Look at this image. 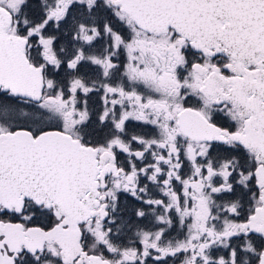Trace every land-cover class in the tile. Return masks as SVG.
<instances>
[{
    "label": "snow or ice",
    "instance_id": "1",
    "mask_svg": "<svg viewBox=\"0 0 264 264\" xmlns=\"http://www.w3.org/2000/svg\"><path fill=\"white\" fill-rule=\"evenodd\" d=\"M0 264H264V0H0Z\"/></svg>",
    "mask_w": 264,
    "mask_h": 264
},
{
    "label": "flooded vegetation",
    "instance_id": "2",
    "mask_svg": "<svg viewBox=\"0 0 264 264\" xmlns=\"http://www.w3.org/2000/svg\"><path fill=\"white\" fill-rule=\"evenodd\" d=\"M90 106L93 109H98L100 107V101L98 99V97H93L92 101H90ZM133 124H135V122H133ZM179 229L177 230V232L173 233V235H178ZM182 238V237H180Z\"/></svg>",
    "mask_w": 264,
    "mask_h": 264
}]
</instances>
